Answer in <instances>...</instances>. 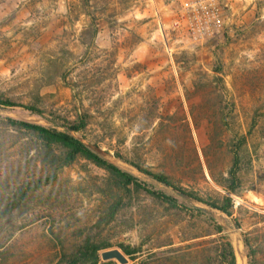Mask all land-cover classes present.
I'll return each instance as SVG.
<instances>
[{
    "label": "rangeland",
    "instance_id": "1",
    "mask_svg": "<svg viewBox=\"0 0 264 264\" xmlns=\"http://www.w3.org/2000/svg\"><path fill=\"white\" fill-rule=\"evenodd\" d=\"M157 8L171 15L166 0H0V97L86 122L85 139L126 169L164 172L207 203L231 197L238 233L122 189L84 156L63 165L66 149L6 117L50 120L0 108V212L19 200L0 217V264H63L87 238L141 247L127 264H225L227 233L238 264L249 251L264 264V0L204 42L162 34Z\"/></svg>",
    "mask_w": 264,
    "mask_h": 264
},
{
    "label": "trees",
    "instance_id": "2",
    "mask_svg": "<svg viewBox=\"0 0 264 264\" xmlns=\"http://www.w3.org/2000/svg\"><path fill=\"white\" fill-rule=\"evenodd\" d=\"M16 106L28 108L32 113L46 118L52 122V125H49L40 122L16 119L14 117H6L12 125H18L27 128L37 133L44 141L50 143L51 145L56 144L66 149L67 155L63 165H67L75 161L78 156H84L85 158L94 161L97 165L106 168L111 173H113L118 178L119 186L122 189L131 190L134 188L135 190H143L155 198L165 202L176 203L177 205L183 206L185 208L196 209L213 219L220 231H226V229L214 217L202 210L195 208L188 200L171 189L170 185H175V183H173L171 177L168 174L164 172H154L151 169L139 164L135 165L139 172L126 169L91 145L81 133L82 130H85L88 126L86 122L81 120H69L67 123H64L59 118L48 115L47 111L43 108L37 107L35 105L17 103L12 99H3L0 97L1 109L13 110V107ZM237 157L239 160V155H237ZM231 172L233 181H236V179L239 177V172L235 168H233ZM189 193L195 195L192 192ZM21 198L23 199L24 196H21ZM119 204L120 203H116L112 206L111 212L108 214V221H111L116 217V214L120 209ZM209 204L228 215V223L233 225L234 221L230 219V216L233 214L232 208L234 207V201L231 197L227 198L225 203L222 205H219L215 202H209ZM17 207H19V200H17L15 197L0 212V217L2 218L7 216ZM244 243L246 247L251 248L250 238L247 235L244 236ZM111 247L112 244L109 241L96 242L87 238L75 248L71 256H69L63 264H100L102 259V251ZM140 251L141 247H124V253L126 255L135 254ZM253 256V253L249 251L248 257L250 259V264ZM223 258L225 264H238L233 241L228 233L223 245ZM115 262V260H109L104 261L101 264H115Z\"/></svg>",
    "mask_w": 264,
    "mask_h": 264
},
{
    "label": "built area",
    "instance_id": "3",
    "mask_svg": "<svg viewBox=\"0 0 264 264\" xmlns=\"http://www.w3.org/2000/svg\"><path fill=\"white\" fill-rule=\"evenodd\" d=\"M172 7L170 16L164 17L162 9H156V17L162 34L168 29L185 31L197 42L215 37L228 26L236 11L249 8L255 0H166Z\"/></svg>",
    "mask_w": 264,
    "mask_h": 264
},
{
    "label": "water",
    "instance_id": "4",
    "mask_svg": "<svg viewBox=\"0 0 264 264\" xmlns=\"http://www.w3.org/2000/svg\"><path fill=\"white\" fill-rule=\"evenodd\" d=\"M170 188L181 195L183 198L188 200L193 206L197 209H200L212 217H214L225 229L230 233H238L239 225L234 221L233 226L228 223L227 217L222 214L217 208L212 207L209 203L202 200L200 197L192 195L188 191L175 186L170 185ZM102 257L104 260H113L117 259L123 264H127L129 262L128 256L124 253V251L118 247L106 249L102 252Z\"/></svg>",
    "mask_w": 264,
    "mask_h": 264
},
{
    "label": "bare ground",
    "instance_id": "5",
    "mask_svg": "<svg viewBox=\"0 0 264 264\" xmlns=\"http://www.w3.org/2000/svg\"><path fill=\"white\" fill-rule=\"evenodd\" d=\"M239 264H242L241 260H239Z\"/></svg>",
    "mask_w": 264,
    "mask_h": 264
}]
</instances>
